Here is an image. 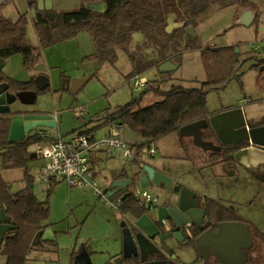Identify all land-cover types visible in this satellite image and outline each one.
<instances>
[{
  "label": "rangeland",
  "instance_id": "1",
  "mask_svg": "<svg viewBox=\"0 0 264 264\" xmlns=\"http://www.w3.org/2000/svg\"><path fill=\"white\" fill-rule=\"evenodd\" d=\"M73 0H67L68 3ZM33 2V3H32ZM62 0H5L0 11L12 18L25 14L27 23V40L36 47L34 64L27 68L21 54H14L5 61L4 71L17 79H28L37 72L40 66H45V74L50 83L48 88L40 91L36 96V103L25 106L20 101L13 104L14 108H29L52 112L57 120V127L50 129L47 138H70L76 133L101 135L108 131V126L95 128L99 119L117 113L132 100L140 97L142 90L134 88V77L129 76L134 69L141 71L139 76L151 79L152 85L161 90H168L173 86L192 87L198 81L207 78L205 66L201 57V48L213 45L239 44L243 57L248 55L264 58V28L257 21L251 25H242L238 21L240 5L225 8L218 4L198 17L194 24L195 35L175 36L168 40L156 41L142 33L133 34L129 41L118 45V58L115 62L100 61L90 56L97 51L92 35L81 30L76 36L61 39L48 47H41L38 34L33 22L39 10L58 7L59 12L77 8L62 7ZM86 6V0H82ZM264 9V0H250ZM264 11V10H262ZM175 18V17H174ZM244 17H242V20ZM182 25L174 19L166 26L169 33ZM167 47L166 55L162 53L161 44ZM168 45H167V44ZM180 55L181 58L179 57ZM164 56L171 57L172 62L179 64V68L170 72H161L159 67ZM133 57L134 61L131 59ZM161 63V64H160ZM254 59L247 60L242 66L243 75L240 80L233 79L228 85L219 90L213 89L208 94L209 112H221L241 105L251 123L264 122V65L253 67ZM88 77L82 87L73 92L71 85L74 80ZM69 87V88H68ZM160 99L154 91L144 95L142 106L149 105ZM82 108L85 113L77 116L75 110ZM95 128V129H94ZM125 139L131 138L133 133L127 126H123ZM129 135V136H128ZM215 146H219L217 138L209 134ZM189 144L198 153L191 152L184 147L178 133L170 134L152 144L157 154L151 156L149 145L144 148V159L147 163L157 164L161 171L170 176L175 183L184 184L188 189L198 194V201L206 196L215 198L234 210L245 219L257 224L264 230V148L254 150L247 148L235 152L234 163L222 164L221 168H231L237 172L230 176L228 172L219 174L218 168L204 166V157L210 150L197 143L196 138L184 137L182 141ZM187 142V141H186ZM38 145V144H37ZM34 145V148L35 146ZM198 145V147H197ZM95 164L96 183L105 189L112 187L115 173L126 167V174L133 178L140 170L123 156L101 157ZM215 160V159H212ZM32 167V174H37V168L43 162ZM145 162V163H146ZM251 166V167H247ZM255 172H254V171ZM0 171L10 182L11 190L19 189V181L25 169L4 168L0 156ZM229 175V176H228ZM135 180L127 189L116 193L113 198L124 196L135 186ZM50 187V188H49ZM160 203L170 200L169 194L163 186L156 185ZM48 189L50 192L48 193ZM34 190L39 198L48 200L50 206L49 225L43 230V236L36 243L28 255L25 264H77V259L86 256V262L81 264H112L118 261L123 250L121 222L128 214L120 208L110 206L106 200L99 197L91 188L70 186L64 179H60L52 186H46L42 191L34 184ZM150 215L157 217V211L152 209ZM54 238L56 249H49L44 239ZM251 254L257 255L255 263L264 264V247L257 240ZM169 242V239L167 240ZM171 241V240H170ZM177 257V264H216L213 260L202 258L198 250L192 245H179L175 241L168 243ZM172 257V256H171ZM3 259H0V264Z\"/></svg>",
  "mask_w": 264,
  "mask_h": 264
},
{
  "label": "trees",
  "instance_id": "2",
  "mask_svg": "<svg viewBox=\"0 0 264 264\" xmlns=\"http://www.w3.org/2000/svg\"><path fill=\"white\" fill-rule=\"evenodd\" d=\"M105 2V11H95L82 5L74 10L56 12L53 18L47 16L45 10H39L34 19L40 41L39 46L48 47L61 39L76 36L81 30H86L92 35L97 47V51L90 58L115 62L118 58L116 50L118 45L126 40L129 41L133 34L142 33L149 36L152 41H156L155 36H159L160 40L164 38L171 40L175 36L187 38L186 28L194 27L196 19L208 12L213 5L218 4L222 8L232 5H251L250 0H105ZM171 15H174V19L182 23L173 33L166 30ZM27 23L28 19L25 14L17 20L0 15V57L5 59L20 53L24 58L25 66L32 68L36 47L27 40ZM161 46L162 53L166 55L167 47L164 43ZM239 48V44L201 48V57L207 74L205 80L196 82L192 87L176 85L168 90H161L152 85L153 80L148 79L140 97L129 102L117 113L99 119L100 122L95 128L116 120L127 126L137 138L143 140L134 144L137 147L135 163L140 164L141 154L147 145L150 147L163 137L180 133L181 127L186 124L202 120L209 122L210 116L214 114L208 110L209 92L213 89L219 90L226 87L233 79L240 80L243 75L241 68L247 60L254 59L256 61L253 64L254 68L264 65V58H256L251 55L242 58L245 53L237 51ZM181 56L179 57L181 58ZM131 59L134 61L133 57ZM171 59V57L164 56L162 63ZM140 72L134 69L129 76L135 77ZM8 81L13 90L34 87L33 80L18 81L8 78ZM151 91L160 95V99L142 106L144 95ZM11 123V115L0 114V156L3 159L4 168L22 167L25 169L23 177L25 186L13 192L10 182L3 177L0 171V217L1 210L4 209L13 225L6 231L2 239L0 253L6 258L4 264H25L29 252L34 248L36 235L46 228L49 221V201L39 198L35 192L34 177L29 167V163L34 158V151L31 150V147L47 138H25L9 143ZM262 124L264 122L256 125ZM204 130L207 132L205 135L212 134L216 137L210 123L204 127ZM217 142L219 149L212 150L210 153V160L213 162H231L234 160L233 152L250 145L249 142L224 144L218 139ZM140 167L142 170L143 166ZM140 173L141 171L138 170L130 179L131 184L133 180H135L134 184H137ZM123 177L125 174L121 173L119 179ZM128 187L119 188V191ZM174 191L179 192L180 186H176ZM49 192L50 189H48ZM206 199L207 217L211 221H245L243 217L221 201L211 197H206ZM119 208L123 213L131 214L134 217H139L148 211L131 194L124 197ZM246 222L250 224L254 238L264 246V230L253 222ZM204 229L206 228L197 227L195 235L192 238L188 237L186 244L196 248L195 239ZM47 245L55 249L57 243L55 240H48ZM122 263L135 264L136 262L123 257ZM137 264H142V261Z\"/></svg>",
  "mask_w": 264,
  "mask_h": 264
},
{
  "label": "water",
  "instance_id": "3",
  "mask_svg": "<svg viewBox=\"0 0 264 264\" xmlns=\"http://www.w3.org/2000/svg\"><path fill=\"white\" fill-rule=\"evenodd\" d=\"M4 0H0V4ZM88 8L95 11H105L106 2L94 1L87 5ZM174 15L169 18L170 25L174 21ZM251 19H243L240 24L248 25ZM169 27L167 31H169ZM188 35H195V29L192 26L186 28ZM239 51V50H237ZM5 65V61L0 58V69ZM179 64L168 60L159 67L161 72H170L176 70ZM45 71L46 68H38ZM43 84H38L40 90L49 86L48 76L41 75ZM88 80V77L74 80L71 85L73 92L78 91ZM35 91L11 92L8 84L0 83V114H8L12 117V123L9 132V143H14L25 138H32L37 132L42 133L43 137L48 136L49 130L57 127L55 116L48 112L36 113L14 108L13 104L20 101L22 104H33L36 100ZM18 109V110H17ZM210 123L220 141L224 144H236L240 142H249L255 150V146L264 148V124L250 126L247 122L246 115L242 106H236L221 112L214 113L207 120L197 121L186 124L181 127V135L194 134L197 143L204 145L206 149L218 150L213 142L207 141L202 137L203 128ZM47 138V137H46ZM49 140V138L45 139ZM38 144V143H37ZM34 144V145H37ZM32 146L35 149L37 146ZM37 155L36 151L34 152ZM142 186L155 184L163 186L168 194L173 190V179L167 174L157 170L151 165L146 164L144 170L140 173ZM131 182L130 179H119L113 182L115 189L109 191L114 194L119 187H127ZM198 194L187 187H182L178 201H171L168 205L159 206L157 209L158 218L155 220L151 215V209L139 217H134L129 223L126 219L121 222L123 234V257L131 258L140 256L144 264H166V260L146 261L147 257L153 253L162 252V248L157 244L160 241H167L175 238L179 243L186 240L183 231L184 225L192 220L200 228H206V208L202 207L201 201L197 199ZM11 219L5 210H1L0 217V238L3 239L7 230L13 227ZM161 221L172 222L175 228L171 231L163 232L158 224ZM43 231L38 232L35 237L34 245L41 240ZM254 235L252 234L250 224L240 220L222 221L217 224V229L209 227L195 239L196 249L200 256L207 260L211 254L215 256V262L219 264H246L250 260V250L254 246ZM86 262L83 256L77 259V264Z\"/></svg>",
  "mask_w": 264,
  "mask_h": 264
},
{
  "label": "built area",
  "instance_id": "4",
  "mask_svg": "<svg viewBox=\"0 0 264 264\" xmlns=\"http://www.w3.org/2000/svg\"><path fill=\"white\" fill-rule=\"evenodd\" d=\"M134 88L142 90L147 83L145 76L136 75L134 77ZM85 111L77 108L75 114L83 116ZM108 131L104 134H88L86 132L76 133L70 138L60 136L42 141L37 145V157L42 159L41 165L34 175V184L44 191L46 186H52L60 179H64L70 186L80 188H91L95 194L102 197L112 206L119 208L127 194H131L138 202L147 209L159 207L160 198L155 184L142 186L140 176L134 188L124 196L113 198L109 194V189L100 187L94 177L96 175L94 160L95 155L104 153L109 156H123L128 161L135 163L137 158V147L128 142L122 133L125 126L120 121L108 123ZM150 155L156 153V148L150 146ZM32 170V168H31ZM50 188V187H49ZM189 224L186 227L190 233ZM165 231H171L170 222H165Z\"/></svg>",
  "mask_w": 264,
  "mask_h": 264
},
{
  "label": "crops",
  "instance_id": "5",
  "mask_svg": "<svg viewBox=\"0 0 264 264\" xmlns=\"http://www.w3.org/2000/svg\"><path fill=\"white\" fill-rule=\"evenodd\" d=\"M63 2L62 3H60V5L62 6V7H69V8H79L80 6H82V5H85L83 2H82V0H73L72 2H70V3H68L67 2V0H62ZM96 2V1H104L105 2V0H86V6L90 3V2ZM57 10H60L58 7L56 8ZM54 7H49L48 9H46V8H43V10H45L46 11V15L47 16H49V17H54L55 16V13L56 12H59V11H57ZM42 10V9H41ZM262 10H264V9H262ZM262 10H260L256 5H255V7H252V6H246V7H241L240 6V8L238 9V11H239V17H238V21H242V17H244V20L246 19H251L252 21L250 22V24H248V25H251V24H253V23H255L256 21H257V19L259 18V22L260 23H262L263 24V28H264V11H262ZM6 16H8V15H6ZM20 16V15H19ZM19 16H17L16 18H12L11 16V18L12 19H14V20H17L18 19V17ZM240 24V23H239ZM243 25V24H242ZM170 61H172V60H170ZM174 63V62H173ZM40 67H43V66H40ZM45 67V66H44ZM46 68V67H45ZM179 68V67H178ZM38 70V69H37ZM35 74H37V72H34V73H32L31 75H30V77L31 76H33V75H35ZM12 76V75H11ZM14 77V76H13ZM30 77H28V79L30 78ZM28 79H25V80H28ZM20 80V79H19ZM22 80V79H21ZM239 106H241V105H239ZM17 108V107H16ZM233 108V107H232ZM39 111H41V110H39ZM41 112H48V111H41ZM244 112H245V110H244ZM48 113H50V112H48ZM217 113V112H216ZM51 114H53L52 112H51ZM54 115V114H53ZM245 115H246V112H245ZM57 117V116H56ZM55 117V118H56ZM246 119H247V122H248V124L251 126L252 124H255V123H251L250 121H249V118L246 116ZM108 125V124H107ZM204 129V128H203ZM202 129V130H203ZM131 134V138H130V140L128 139H126L128 142H130V143H132V144H135L136 142L138 143V142H140V141H143V140H140L139 138H137L135 135H134V133H130ZM179 135H180V139H181V142H182V144H183V146L184 147H187L188 149H189V151H191V152H195V153H198L197 152V150H195V148L193 147V146H191L190 144H189V141L188 140H186L185 142L184 141H182L183 139H184V137H192L193 139L195 138V135L194 134H189V135H181L180 133H178ZM129 136V135H128ZM53 138V137H52ZM206 140V139H205ZM207 141H210V140H207ZM211 142H213V141H211ZM214 144V143H213ZM152 146V145H151ZM197 147H198V145H197ZM31 150L32 151H36L37 152V147L35 148V149H33L32 147H31ZM208 150H210V152H209V154L206 156V157H204V166L206 165V166H212L213 168H218V171H219V174H221L222 172V174H224V172L226 171V172H228L229 174H230V176L232 177H234V176H236L237 175V172L236 171H234L233 169H232V167L229 169V168H221V167H219V166H221L222 164H229V163H234V161H231V162H226V163H224V162H213V161H211L210 160V153L212 152V149H208ZM144 152V151H143ZM143 152H142V154H141V163L140 164H134L135 166H137L139 169H140V171L142 172L143 170H144V166L146 165V164H148V165H151V166H153L154 168H156L157 170H162L161 168H160V166H158L157 164H152V163H147L146 161H145V159H144V155H143ZM155 154H157V150H156V153ZM154 154V155H155ZM103 155H105L104 153H100V154H96L95 155V160H94V166H95V164H96V162L98 161V160H100V159H102L101 157L103 156ZM154 155H151V156H154ZM39 157H37V155H35V153H34V158H33V160L29 163V167L30 168H32V167H34V166H36V164H38V161H37V159H38ZM146 162V163H145ZM143 166V169L141 170V167L140 166ZM31 171V173H32V170H30ZM126 167H123V168H120V169H118L117 170V172L115 173V179L114 180H119V175L121 174V173H123V174H125V177H123V178H120V179H131V178H129L128 177V175L126 174ZM162 172V171H161ZM33 175V174H32ZM229 176V175H228ZM23 177H24V175H23ZM22 177V180H23V182H25L24 181V178ZM33 177H34V175H33ZM176 181H174L173 180V187L175 186V185H177V186H180V189H182L181 188V186H183V187H186L184 184H178V183H175ZM130 184V183H129ZM128 184V185H129ZM128 185H127V187H128ZM25 186V183H22L21 182V180L19 181V189L18 190H20V189H22L23 187ZM119 188H124V187H119ZM126 188V187H125ZM113 189H115L114 187H113V185H112V187H110V189H109V191H111V190H113ZM17 190V191H18ZM165 191L167 192V190L165 189ZM172 191H174V188H173V190ZM120 191H119V189H118V191L117 192H115L113 195H115L116 193H119ZM181 192V191H180ZM38 195V194H37ZM179 195H180V193H171V194H169V196H170V200L167 202V203H165V204H159V206H162V205H168L169 204V202H171V201H178V198H179ZM206 197H210V196H206ZM205 197V198H206ZM201 203H202V201H201ZM158 209V208H157ZM157 209H155L156 211H157ZM152 210V209H151ZM128 216L129 217H127V218H129V221H131V219L133 218V216L131 215V214H128ZM152 216V215H151ZM155 220L158 218V215H157V217H154V216H152ZM50 223H49V221H48V225H49ZM47 225V226H48ZM46 226V227H47ZM43 236V235H42ZM122 237H123V234H122ZM42 238V237H41ZM48 240H54V238H48V239H44V241L46 242V244H47V241ZM175 241V242H177L176 240H175V238H171V239H169V242L167 241V243H171V241ZM1 242H2V240H1V238H0V246H1ZM39 242V241H38ZM47 247H48V245H46ZM34 247H36V244L34 245ZM49 249H53V250H55L54 248H51V247H48ZM174 255H175V253H174ZM174 257V256H173ZM3 259V263L2 264H4L5 263V256L4 255H2L1 253H0V259ZM122 258H123V250L120 252V256L117 258L118 259V261H116V260H114L113 261V263L112 264H123L122 263ZM174 258H177V257H174ZM83 259L86 261V256L85 255H83Z\"/></svg>",
  "mask_w": 264,
  "mask_h": 264
},
{
  "label": "flooded vegetation",
  "instance_id": "6",
  "mask_svg": "<svg viewBox=\"0 0 264 264\" xmlns=\"http://www.w3.org/2000/svg\"><path fill=\"white\" fill-rule=\"evenodd\" d=\"M5 1V0H4ZM4 1H3V3L2 4H0V7L4 4ZM241 7H246V6H241ZM0 15H2V16H5V17H9V18H11L10 16H6L5 14H3L1 11H0ZM21 15H23V14H20V16L18 17V18H20L21 17ZM35 17H36V15L34 16V19H35ZM34 19H33V22H34ZM27 27V26H26ZM26 37H27V29H26ZM34 46V45H33ZM17 54H20V53H17ZM34 54H35V52H34ZM13 56V55H12ZM11 57V56H10ZM1 58V57H0ZM9 58V57H8ZM8 58H2L4 61H6ZM4 67H5V65H4ZM4 67L2 68V69H0V83L1 84H8L9 85V90L11 91V92H23V91H35L36 92V94H38L40 91H42V90H40L39 88H38V84H43V78H41V75H46L45 74V71H40V70H37V74H35V75H33V76H31L28 80H19V79H17V78H15V77H13V76H11V75H9L8 73H6L5 71H4ZM47 76V75H46ZM8 78H11V79H13V80H18V81H30V80H33V82H34V87L33 88H31V89H25V90H13L12 89V87H11V85L9 84V81H8ZM48 88V87H47ZM46 89V88H45ZM36 103V100L34 101V103L33 104H35ZM25 106H27L26 104H24ZM29 105H32V104H29ZM18 110V109H17ZM20 111L21 110H26V111H30V112H32V110H34V109H29V108H20L19 109ZM34 112H36V113H39V112H41V111H39V110H34ZM251 126H258V125H254V124H252ZM207 132H206V130H204L203 129V133H202V137L204 138V139H206V140H210V141H213L209 136H207V135H205ZM37 137H43V135H42V133H39V132H37V134H35L31 139H34V138H37ZM216 138L219 140V142H221L220 141V139L218 138V136H217V134H216ZM222 143V142H221ZM252 147V145L250 144V145H247V146H245V147H242V148H240L239 150H237V151H242V150H245V149H247V148H251ZM256 147V146H255ZM257 148V147H256ZM237 151H235V152H237ZM235 152H233L232 153V155H233V157H235ZM234 161V160H233ZM247 167H251V166H247ZM254 171V170H253ZM255 172V171H254ZM177 185H175L173 188H175ZM183 186H181V188H182ZM180 191H181V189H180ZM180 191L179 192H175V191H172L173 193H180ZM206 198L205 199H203L202 200V207H206ZM241 216V215H240ZM241 217H243V216H241ZM206 222H207V227L206 228H209V227H213L215 230L217 229V224L220 222V221H218V222H214V221H211L210 219H209V217H207V213H206ZM243 219H245L244 217H243ZM242 221H244V220H242ZM246 221H249V220H247V219H245V221L244 222H246ZM222 222V221H221ZM130 223H131V221H130ZM190 223V227H189V230H190V233L187 231V228L188 227H186L187 226V224H189ZM247 223V222H246ZM158 224L161 226V228H162V230H163V232H166L165 231V225L163 224V223H161V221H158ZM171 225H172V230L175 228V226H174V224L171 222ZM197 227H199L194 221H192V220H190V221H188L185 225H184V227L182 228L183 229V231H184V233H185V236H186V240L184 241V242H182V243H179V242H177L179 245H187L186 243H187V241H188V237L189 238H192L194 235H195V230H196V228ZM157 244L162 248V252H160V253H157V252H153V253H151L148 257H147V259H146V261H153V260H166L167 261V263L166 264H177V259L176 258H174L173 257V255H174V252H173V250L170 248V246H169V244L167 243V241H160L159 239H158V241H157ZM255 245H256V240H254V246L252 247V249L250 250V260H249V263H251V262H254L255 263V261H256V258H258V256L257 255H254L253 256V253L251 254V252H252V250H253V248H255ZM264 247V246H263ZM172 256V257H171ZM128 259H131V260H133L134 261V263L135 264H137V262H139V261H142L141 260V258H140V256H132L131 258H128ZM207 260H213V261H215V256L213 255V254H211L210 256H209V258L207 259ZM144 262L145 261H142V264H144ZM216 263V262H215ZM216 264H219V263H216ZM247 264V263H246ZM261 264V263H260Z\"/></svg>",
  "mask_w": 264,
  "mask_h": 264
}]
</instances>
